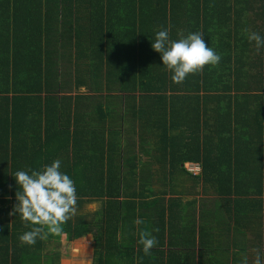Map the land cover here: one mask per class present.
Instances as JSON below:
<instances>
[{
	"label": "trees",
	"instance_id": "16d2710c",
	"mask_svg": "<svg viewBox=\"0 0 264 264\" xmlns=\"http://www.w3.org/2000/svg\"><path fill=\"white\" fill-rule=\"evenodd\" d=\"M163 29L219 64L173 83ZM244 29L264 37V0H0V264H61L87 236L91 264H264V47ZM57 159L77 214L22 244L14 175Z\"/></svg>",
	"mask_w": 264,
	"mask_h": 264
},
{
	"label": "clouds",
	"instance_id": "9594fccd",
	"mask_svg": "<svg viewBox=\"0 0 264 264\" xmlns=\"http://www.w3.org/2000/svg\"><path fill=\"white\" fill-rule=\"evenodd\" d=\"M244 31L248 33V40L255 42L257 50L264 47V37L248 32V29ZM151 47L161 54L163 66L172 73L171 80L176 84L182 83L191 74L202 73L206 66H217L221 60V56L206 45L202 32L187 36L181 34L180 39L172 40L169 30L163 29L156 33ZM60 168L61 161L57 159L40 170H31L30 174L22 170L15 173L19 188L16 192L18 203L10 215L18 213L22 221L33 226L19 237L22 244L34 245L37 238L46 240L50 234L63 235L62 226L76 216L75 182ZM134 223L139 226L143 221L137 218ZM137 243L142 245L144 255H150L158 241L150 233L141 231ZM253 251L252 264H262L259 249ZM241 264H248L247 256L243 257Z\"/></svg>",
	"mask_w": 264,
	"mask_h": 264
},
{
	"label": "rangeland",
	"instance_id": "374dc122",
	"mask_svg": "<svg viewBox=\"0 0 264 264\" xmlns=\"http://www.w3.org/2000/svg\"><path fill=\"white\" fill-rule=\"evenodd\" d=\"M91 208L92 210H97L99 208V204L95 203L91 205ZM62 241L63 243H67L65 237H63ZM80 241L82 242H75L67 248L69 254L65 257L63 256L65 264H91V260L87 257V254L94 243L93 238L88 236ZM66 245L67 244H65V246ZM64 248L66 247H63V250H65Z\"/></svg>",
	"mask_w": 264,
	"mask_h": 264
},
{
	"label": "crops",
	"instance_id": "0c3cea01",
	"mask_svg": "<svg viewBox=\"0 0 264 264\" xmlns=\"http://www.w3.org/2000/svg\"><path fill=\"white\" fill-rule=\"evenodd\" d=\"M203 195V194H202ZM201 195V196H202ZM201 196H199V197H201ZM93 204H95V203H92V204H90V205H88L87 207H86V211L87 212H95L96 210H92V208H91V205H93ZM98 204V203H97ZM209 209H210V207H209ZM98 210V209H97ZM211 211H213V213H212V217H213V215L214 214H216V213H218V214H221V211H218V209H216L215 207H212V209H211ZM197 220H198V222L200 221V213H199V211H198V213H197ZM88 237V236H87ZM86 238V237H85ZM84 238V239H85ZM91 238H92V236H91ZM75 242H78V241H74V242H72V244L73 243H75ZM82 241H79L78 243H81ZM72 244H70V245H72ZM93 245V244H92ZM92 247V246H91ZM66 249V248H65ZM66 255H64V257H65ZM64 257H62V263L61 264H65V262H64ZM88 257V256H87ZM89 258V257H88Z\"/></svg>",
	"mask_w": 264,
	"mask_h": 264
},
{
	"label": "built area",
	"instance_id": "2783aa9c",
	"mask_svg": "<svg viewBox=\"0 0 264 264\" xmlns=\"http://www.w3.org/2000/svg\"><path fill=\"white\" fill-rule=\"evenodd\" d=\"M186 168L188 169V171H190L193 174H201L202 173V165L200 163H196V162H188L186 164Z\"/></svg>",
	"mask_w": 264,
	"mask_h": 264
}]
</instances>
